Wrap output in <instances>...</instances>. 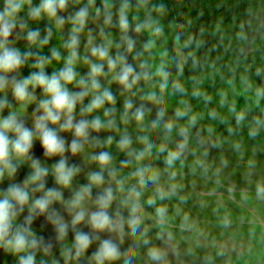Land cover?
I'll use <instances>...</instances> for the list:
<instances>
[{
	"label": "clouds",
	"instance_id": "obj_1",
	"mask_svg": "<svg viewBox=\"0 0 264 264\" xmlns=\"http://www.w3.org/2000/svg\"><path fill=\"white\" fill-rule=\"evenodd\" d=\"M129 13L127 0L115 10L112 0L100 6L95 0H0V251L16 264H37L38 257L39 264H133L134 247H124L125 226L145 246L148 264H167L166 249L147 239L144 204L167 199L177 185L161 184L149 149L155 146L171 169L188 148L187 129L197 116L188 115L185 105L165 118V53L156 64L142 60L135 39L147 32L143 49L151 55L161 28L154 20L133 24L137 18L130 20ZM41 21L43 29L31 26ZM53 38L56 44H50ZM142 82L156 89L140 96L157 105L154 121L179 137L171 145L167 135L154 145L151 135L134 140L127 129L132 122L143 127L145 106L134 99ZM113 84L122 97L119 109ZM245 84L255 102L264 98V86ZM171 87L183 92L178 81ZM229 111L237 125L248 113ZM262 129L264 110L248 123V136ZM112 146L134 162L127 175L119 174ZM148 183L155 185L154 195L144 200ZM255 196L264 200V180L256 182ZM167 213L165 204L154 207L157 222ZM41 218L51 240L36 229Z\"/></svg>",
	"mask_w": 264,
	"mask_h": 264
},
{
	"label": "rangeland",
	"instance_id": "obj_2",
	"mask_svg": "<svg viewBox=\"0 0 264 264\" xmlns=\"http://www.w3.org/2000/svg\"><path fill=\"white\" fill-rule=\"evenodd\" d=\"M256 8L253 12L237 18L231 25L240 28L237 37L241 38L240 49L244 53L253 50L252 42L256 38L264 39V0H254ZM123 0H112L113 8H117ZM135 23L156 21L161 33L155 38L149 52L143 46L150 39L147 32L135 34L140 59H147L152 64L159 63L160 53L168 63V81L163 89L162 100L166 109L165 118H173L177 108H184L185 103L175 100L172 95L174 72L185 66L186 56L176 36L174 25L156 9L157 0H127ZM101 0H95L100 6ZM34 27L44 26V21L32 24ZM218 50L223 54L227 50L229 39L218 30ZM24 41H18L22 47ZM264 57V54H263ZM83 71L84 69H80ZM212 78L213 101L226 119L233 125L234 117L229 111L247 108L246 127L253 117L259 116L264 110V98L255 102L251 90H246L245 80H237L231 70L222 67L208 71ZM158 79V78H157ZM112 91L117 95V108H120L122 97L117 86ZM141 91L134 98L137 103L145 106L146 117L143 127L135 122L127 125L134 140L137 136L149 134L158 145L165 136L171 145L179 137L175 129L167 134L162 124L154 121L157 105L142 101L140 96L155 92L149 84L141 83ZM158 98H161L158 96ZM187 106V105H186ZM188 115L195 114L196 122L188 127V148L184 155L174 163L171 169L162 162L161 154L156 153L155 146L149 149L151 164L161 170V184H176V189L165 200H157L154 205L144 204L147 217V239L151 245L166 249L167 264H264V200L255 196V185L264 180V141H239L233 134L224 135L208 129L200 117L191 108ZM187 116L177 119L178 125H184ZM264 130V129H262ZM137 146L138 145H135ZM115 166L120 175H127L134 168L130 161L114 146ZM33 152L39 156L41 149L34 145ZM252 162L251 164L249 162ZM20 175H23L21 169ZM155 185L146 184L143 199L154 195ZM165 204L168 209L167 219L160 223L154 218V207ZM36 229L46 240L52 239L51 228L43 219L35 221ZM124 247L132 246L135 250L133 264H148L145 246L138 242L135 234L127 231ZM171 236L168 240L167 237ZM135 242V243H134ZM0 264H16L15 257L0 251ZM39 264V257L37 259ZM119 264V262H116Z\"/></svg>",
	"mask_w": 264,
	"mask_h": 264
},
{
	"label": "trees",
	"instance_id": "obj_3",
	"mask_svg": "<svg viewBox=\"0 0 264 264\" xmlns=\"http://www.w3.org/2000/svg\"><path fill=\"white\" fill-rule=\"evenodd\" d=\"M254 0H157L156 9L175 27V33L185 56V66L174 72L183 92L172 89L175 100L185 103L198 114L202 123L219 134L230 135L239 141H264V130L249 137L246 120L233 125L222 118L220 108L213 101L212 78L208 71L222 67L231 70L237 80H246L255 86H264V39L252 42L253 50L244 53L240 47L243 40L237 37L240 28L231 25L237 18L254 11ZM34 27L33 25H31ZM44 26H39L43 29ZM218 30L229 39L227 50H218ZM50 44H56L55 38ZM24 45L21 49L23 50ZM46 51V49H45ZM260 68L259 73L256 69ZM29 69L23 68L26 74ZM50 70V69H49ZM244 78V79H242ZM215 115H210V113Z\"/></svg>",
	"mask_w": 264,
	"mask_h": 264
}]
</instances>
